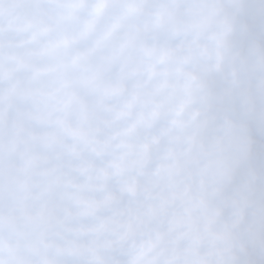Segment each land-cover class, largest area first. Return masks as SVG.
Segmentation results:
<instances>
[{"label": "clouds", "instance_id": "clouds-1", "mask_svg": "<svg viewBox=\"0 0 264 264\" xmlns=\"http://www.w3.org/2000/svg\"><path fill=\"white\" fill-rule=\"evenodd\" d=\"M168 261L264 264V0H0V264Z\"/></svg>", "mask_w": 264, "mask_h": 264}, {"label": "snow or ice", "instance_id": "snow-or-ice-1", "mask_svg": "<svg viewBox=\"0 0 264 264\" xmlns=\"http://www.w3.org/2000/svg\"><path fill=\"white\" fill-rule=\"evenodd\" d=\"M100 7H103V5H99L97 10H99ZM161 239H163V237H161ZM149 264H152V262H149ZM167 264H171V261H168Z\"/></svg>", "mask_w": 264, "mask_h": 264}]
</instances>
